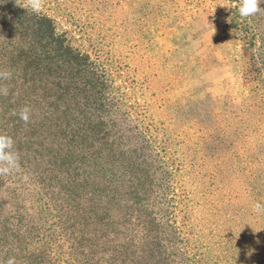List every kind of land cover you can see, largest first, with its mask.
I'll return each mask as SVG.
<instances>
[{"label":"trees","instance_id":"16d2710c","mask_svg":"<svg viewBox=\"0 0 264 264\" xmlns=\"http://www.w3.org/2000/svg\"><path fill=\"white\" fill-rule=\"evenodd\" d=\"M129 1L40 0L35 13L29 0H0V70L14 73L0 133L19 154L0 173V264H202L208 247L180 223L177 191L197 159L227 174L235 164L264 204V11L242 18L229 0L253 88L245 106L202 114L172 103L168 78L182 66L150 41L168 3L187 11L196 0H146L152 13L136 23ZM25 105L28 124L13 115ZM256 219L264 228V212Z\"/></svg>","mask_w":264,"mask_h":264},{"label":"rangeland","instance_id":"374dc122","mask_svg":"<svg viewBox=\"0 0 264 264\" xmlns=\"http://www.w3.org/2000/svg\"><path fill=\"white\" fill-rule=\"evenodd\" d=\"M194 5L199 6L197 9L203 14L198 19H191L188 11H181L180 17L171 20L172 15L167 13L171 4L168 3L165 6L168 21L150 33L153 52L173 55L171 59L182 66L173 70L168 78L172 85L169 98L172 103L178 101L183 109L189 106V110L202 114L212 107L215 112L220 111V104L229 108L243 107L253 88V79L249 72L250 57H244L239 33L234 31L230 21L235 4L229 0H196ZM152 7L146 0H130L126 9L135 10L129 16L131 23L142 20L143 14L152 13ZM224 33L225 37H221ZM78 41L94 59L101 64L106 61L104 55L92 53L84 40L78 37ZM221 48L227 59H231V51L238 62L221 70L217 65ZM202 60H205L206 69L201 66L196 69ZM192 70H196L194 78L188 77ZM222 80L225 81L223 85ZM160 86L156 82L151 88L159 91ZM212 87H216L213 91L217 96L209 92ZM208 95L218 103L207 101ZM202 164L197 159L188 167L178 179L177 190L182 202L180 223L192 242L201 239L208 247L202 264H264V240L260 238L264 228L257 224L260 212L253 211L254 203L250 194L245 193L246 186L240 184L243 176L237 172L235 164L232 165L234 173L228 174L222 173V169H213L215 162L211 166ZM185 217H189V222ZM252 238L255 240L251 241ZM246 241L253 248L251 253L242 250Z\"/></svg>","mask_w":264,"mask_h":264},{"label":"clouds","instance_id":"9594fccd","mask_svg":"<svg viewBox=\"0 0 264 264\" xmlns=\"http://www.w3.org/2000/svg\"><path fill=\"white\" fill-rule=\"evenodd\" d=\"M264 3V0H240L238 12L242 18L253 16L264 8L260 7V4ZM29 7L33 12L39 13L41 9L40 0H29ZM13 71L8 69L0 70V96H8L9 88L4 81L11 80L13 78ZM13 115H18L19 120L28 124L32 118V109L30 106H23L18 112H13ZM19 168V154L15 150L14 140L7 134L0 133V173H8L13 169ZM254 212H264V204L255 202L253 205ZM7 264H15V258L10 257Z\"/></svg>","mask_w":264,"mask_h":264},{"label":"crops","instance_id":"0c3cea01","mask_svg":"<svg viewBox=\"0 0 264 264\" xmlns=\"http://www.w3.org/2000/svg\"><path fill=\"white\" fill-rule=\"evenodd\" d=\"M156 3L160 2V3H168L169 0H155ZM199 6H195L194 4L192 6H190L188 8V15L191 16V19H198L200 16H202V12L199 11V9H197ZM174 8H170V10L168 11L169 15L171 16L172 15V18L171 20L173 19V17H180L181 16V11L180 10H176ZM168 21V20H167ZM221 37H225V33L222 34ZM224 49H220L219 53L217 54L218 55V60H217V65L219 66V68L222 70V68H227L229 65L228 64H231V63H237L238 62V57L233 55V53L230 51V57L231 59H227V57L224 55V52H223ZM223 82H225L224 80H222L221 84L223 85ZM214 88L216 87H212L209 92L210 93H214ZM213 96H217L215 93L212 94Z\"/></svg>","mask_w":264,"mask_h":264}]
</instances>
